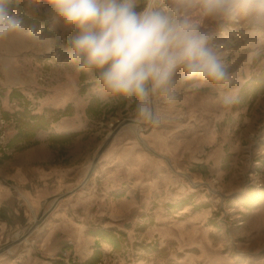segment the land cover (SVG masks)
Segmentation results:
<instances>
[{
    "label": "rangeland",
    "instance_id": "374dc122",
    "mask_svg": "<svg viewBox=\"0 0 264 264\" xmlns=\"http://www.w3.org/2000/svg\"><path fill=\"white\" fill-rule=\"evenodd\" d=\"M144 7L140 0L136 11ZM11 11L23 18L25 32L0 43V82L3 77L13 79V68L23 66L25 84L18 88L25 96L14 97L18 100L4 111L7 117L0 110V161L12 162L32 145L44 150L38 151L34 164L22 167L21 174L11 179L17 210L0 208V220L5 216L10 223L0 234V256L21 254L38 257V264H53L62 255L65 261L93 264L86 261L97 247L100 255L95 264H209L211 251L233 258L237 250L247 248L248 237L239 236L242 229L264 235V222L255 227L244 224L249 211L264 204L262 154L258 145L247 147L255 140L249 130L260 121L255 108L258 92L251 90L255 81L243 83L247 75L241 73L243 66L256 73L261 60L250 56L249 37L237 40L230 57L232 91L237 96L230 107L220 102L214 89L197 91L178 80L175 105H157L161 123L166 117L167 125H172L168 135L151 132L153 126L138 119L134 106L109 98L104 114L95 109L82 115L86 127L77 129L75 122L72 129L64 130L62 134L75 133L65 142L46 139L36 146L32 137L10 145L9 139L21 127L18 111L26 107L31 114L51 119L61 111L51 108L58 93H77L81 87L77 66L68 60L67 36L48 25L49 17L27 15L23 3H14ZM39 22L45 24L41 32L36 30ZM1 89L0 84V97ZM86 90L83 85L79 91ZM15 106L16 111L10 112ZM54 122L35 134L48 138ZM9 126L15 132L7 138ZM118 158L124 167H119ZM124 197L136 199V207L129 208V200L122 203ZM183 199L186 204L174 207ZM16 222L23 226L16 227ZM97 227L120 235L121 247L115 249L90 232ZM89 237H94L91 245ZM261 239L256 248L264 249ZM3 244L7 245L1 249Z\"/></svg>",
    "mask_w": 264,
    "mask_h": 264
},
{
    "label": "clouds",
    "instance_id": "9594fccd",
    "mask_svg": "<svg viewBox=\"0 0 264 264\" xmlns=\"http://www.w3.org/2000/svg\"><path fill=\"white\" fill-rule=\"evenodd\" d=\"M139 2L0 0V43L25 32L11 11L23 3L30 17H50L67 36L70 61L143 122L161 123L157 105H175L178 80L214 89L225 107L235 104L230 57L243 36L250 56L264 59V0H144L137 12Z\"/></svg>",
    "mask_w": 264,
    "mask_h": 264
},
{
    "label": "crops",
    "instance_id": "0c3cea01",
    "mask_svg": "<svg viewBox=\"0 0 264 264\" xmlns=\"http://www.w3.org/2000/svg\"><path fill=\"white\" fill-rule=\"evenodd\" d=\"M20 5V4H18ZM48 25L54 28H58L57 25H55L52 21V19L49 17L48 19ZM45 27V24H42L41 22L38 23V28H36V30L38 32H41V30ZM14 52V51H13ZM69 58V57H68ZM67 58V59H68ZM70 61V59H68ZM74 64V63H72ZM71 63H68L67 66H71ZM76 65V64H74ZM77 66V65H76ZM23 66L19 67H15L13 68L16 72L15 75L13 76V79H8L6 77H3V79L1 80L2 83L0 82L1 86H2V95H1V101H0V110L2 112H4L5 110H8L9 104H13L14 101H17L18 98H9V92L11 89L15 88L17 90H19L23 96H25L24 92H22L18 86L25 84L24 83V77L22 76L24 69L22 68ZM257 71H255L256 73L252 74L250 68H248V66H243L242 68V72L246 73V77L243 79V83L247 82L248 85H250V83L252 81H259L262 82L264 81V59H261L258 62L257 65ZM22 71V73H21ZM21 74H20V73ZM77 72H78V81H80V86L82 87L83 85H86V91H82V93L79 91L81 87H78L77 89V93H74L73 91H69V90H63L60 91L58 93V95L56 96V99L54 101V105L51 106V108L54 109H60L63 110L66 107L70 106L71 108V112L68 111V114L66 116H64L61 119L56 120L53 123L52 126V132L54 133H63L64 130L66 129H72L73 124H75V122H78V125L76 126L77 129H81L86 127V123H84L83 119H82V115H85L86 113H91L93 110L96 109V111L98 112V114L101 112L102 113L103 109L106 107L105 102L109 99L107 97H105L99 90V85L95 79V75L93 73H89L87 71H83L80 70L77 66ZM255 78V79H254ZM30 79V77L28 79H26L27 81ZM7 89V90H6ZM257 99H256V107L258 109L257 111V117L259 118V122H257V125H253L256 126V129H252L251 131L249 130V133L253 134V138L255 139L254 141H252V144H248L247 147H250L252 149H255L254 146L258 145L259 147L257 148V150H259L258 152H260L261 155V159H262V163H264V90L261 92H258L257 94ZM114 99V98H112ZM118 100H120L119 98H116ZM70 103V104H69ZM89 105V107H88ZM104 106V107H102ZM102 107V109H100ZM17 107H12L9 111L10 112H14L16 111ZM160 112V110H158ZM162 115V112H160ZM253 114V112L250 113V116ZM72 116V119H68V117ZM74 116V117H73ZM248 118V117H247ZM166 117L163 118V123H160L161 125H150L151 128L153 126V128L151 129V132H153V130H158L161 135H165L168 133V129H170L169 127H172V125H167V123L165 122ZM171 121L172 118H169ZM249 120V119H248ZM170 124V123H169ZM249 125V121L246 123V126L248 127ZM75 128V129H76ZM7 134L6 136H8L7 138H10L13 134H14V127L13 126H9L8 129L6 130ZM255 134V135H254ZM168 135V134H167ZM249 135V134H248ZM48 136V135H47ZM149 141H152V135L150 134ZM250 138V136H248ZM47 137L44 135H39V134H35L32 138V140H36L37 141V145H41L44 144L46 141ZM251 139V138H250ZM251 141V140H250ZM215 142V141H214ZM262 148V149H261ZM39 150H44V147H40V149H36L35 146H30V150H28V152L22 154L21 157H18L17 159H13L12 162H6V160L2 159L0 161V208L6 210V209H11V210H17V205L16 203L13 201V197L15 195V190L12 188V183L11 179H15V177L17 175L21 174V170L22 167L26 166V165H32L37 161V158L39 157ZM256 150V152H257ZM2 153V152H1ZM0 153V155H1ZM119 161V167L122 168L125 166V163L122 162L123 160H120V158H118ZM123 163V164H122ZM125 170V169H124ZM133 169L130 170V172H132ZM26 192V191H25ZM264 192V190H263ZM29 194V197H31V199H34V197L32 196V194ZM127 205L129 206V208H135L136 204L138 203V201L136 199L132 198H127L124 197V199L122 200V203L125 204V201H128ZM253 203L255 201H252ZM250 203V202H249ZM120 207V208H119ZM123 208V207H122ZM121 206H118V210H122ZM246 211L248 210L247 208H245ZM212 211V209H210ZM261 215L262 217L260 218H256L255 215ZM264 222V204L262 205L261 203H259L256 207L255 210L249 211L248 217L244 220V224L245 227H255L258 226V224ZM10 223L8 222V220L5 219V216L2 220H0V234H2V229L3 228H7L8 225ZM16 227H21L23 226L22 223H17L15 224ZM246 229V228H245ZM245 229H242L243 232L239 233V236H247L248 237V243H247V248L246 249H241V250H237V253L234 255L233 258L227 256L226 254L221 255L218 254L215 251H211L210 255H209V264H264V249H260V248H256L257 243L259 242V240L263 237V234L260 233H252V232H246L244 231ZM235 235V233L233 234ZM262 240V239H261ZM87 241H89L90 245L93 244L94 242V237H89V239H87ZM88 244V246H89ZM262 246V245H261ZM91 249V248H90ZM8 252V254L10 253V251H6ZM91 252V250L89 251ZM30 256V255H29ZM20 259H22V261H20ZM234 259V260H233ZM236 259H239L238 261H236ZM40 259L38 257H32L30 256L29 258H27L25 255H21V254H16V255H1L0 256V262H6L8 264H38V261ZM40 264V263H39ZM45 264H51L50 262H46Z\"/></svg>",
    "mask_w": 264,
    "mask_h": 264
},
{
    "label": "trees",
    "instance_id": "16d2710c",
    "mask_svg": "<svg viewBox=\"0 0 264 264\" xmlns=\"http://www.w3.org/2000/svg\"><path fill=\"white\" fill-rule=\"evenodd\" d=\"M246 84L247 83H245L241 87V91H243ZM251 88H252L251 89L252 94H256L257 92L263 91L264 81L262 82L256 81L255 84L252 85ZM21 96H23L22 93L15 88L11 89L9 93L10 98L21 97ZM18 113H19V116H21L22 118L21 127H19L16 133L12 136V138L9 139L8 144L10 145L13 144L14 142H19L21 140H29L35 135V133L39 129H44V130L48 129L51 121H56L57 119H59V117L67 115L68 111H67V108L64 110H61L58 115H56L55 117H52L51 119H49V117H46L44 114H31L27 111L26 107H24L21 112L18 111ZM3 115L4 117L8 116L6 112H3ZM74 135L75 133H68V134L50 133L47 139L50 143H60V142L67 141L70 137ZM184 204H186L185 199L179 201L177 205H175L174 207H181ZM201 206L203 207L204 205H200V207ZM90 232H92L94 235L99 236L104 241L111 244V246L115 249H119L121 247V237L120 235H117L116 233H114L112 229L97 227L95 229L90 230ZM99 255H100V251L96 247L92 255L89 257L88 261H86V263L95 264L98 261ZM53 264H80V263L73 261L71 259H68L67 261H65L61 255L58 259L54 260Z\"/></svg>",
    "mask_w": 264,
    "mask_h": 264
},
{
    "label": "water",
    "instance_id": "95a60500",
    "mask_svg": "<svg viewBox=\"0 0 264 264\" xmlns=\"http://www.w3.org/2000/svg\"><path fill=\"white\" fill-rule=\"evenodd\" d=\"M95 161H96V159L93 160V165H94ZM93 165H92V166H93ZM90 173H91V171H89V173H88L86 179L88 178V176L90 175ZM86 179H85V180H86ZM6 245H7V244H3V245L1 246V249H4Z\"/></svg>",
    "mask_w": 264,
    "mask_h": 264
}]
</instances>
